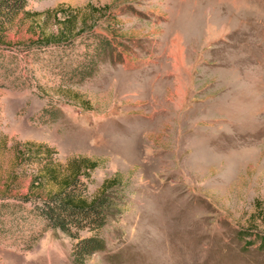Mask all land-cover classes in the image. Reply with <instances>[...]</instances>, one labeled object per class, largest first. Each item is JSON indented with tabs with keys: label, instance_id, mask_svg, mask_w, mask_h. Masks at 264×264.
Returning a JSON list of instances; mask_svg holds the SVG:
<instances>
[{
	"label": "rangeland",
	"instance_id": "obj_1",
	"mask_svg": "<svg viewBox=\"0 0 264 264\" xmlns=\"http://www.w3.org/2000/svg\"><path fill=\"white\" fill-rule=\"evenodd\" d=\"M60 6L95 33L44 44L37 15L0 41V264H74L35 208L60 189L40 145L60 176L97 163L86 199L111 209L84 264H264V0L26 2Z\"/></svg>",
	"mask_w": 264,
	"mask_h": 264
},
{
	"label": "trees",
	"instance_id": "obj_2",
	"mask_svg": "<svg viewBox=\"0 0 264 264\" xmlns=\"http://www.w3.org/2000/svg\"><path fill=\"white\" fill-rule=\"evenodd\" d=\"M26 2L27 0H0V41L4 39L6 36L4 33L15 22L19 21L21 24L27 17H36L37 15H41L39 31L35 30L38 36L37 40L44 44L59 43L58 41L71 39V37L76 36V33H84L85 31L93 33L95 30V26H92V16L84 15L82 17L81 12L74 8L64 10L60 6L61 8L50 9V12H45L43 15L40 12L30 14V11L26 9ZM87 5L88 11L93 14L95 8L89 3ZM20 14H23V17L18 19ZM59 14L62 15V18ZM50 17L57 23V27L55 32L52 31L46 34L44 32L45 26L48 24L46 22ZM35 22L34 20V24ZM98 40L102 47L109 44L104 38L100 39L99 37ZM91 67L92 64L82 63L74 68L75 74L83 76L90 72ZM36 149L39 156L46 157L44 159L46 162L43 165L46 181H56L60 185V189L50 196L49 200L41 201V205L35 208L53 228L78 239L73 250V260L74 264H84L92 254L102 251L105 247V242L99 237L98 232L105 226L108 210L111 209V204L105 196L94 197L89 201L86 199V187L81 177L85 176L88 180L90 171L97 166V163L84 156L70 159L63 168L67 170V173L60 176L57 171L58 168L49 166L50 150L43 145L38 146ZM112 181L113 178L110 182ZM105 185L107 184L104 183ZM73 229L76 232H73ZM83 230L91 232L92 235L79 239L77 233Z\"/></svg>",
	"mask_w": 264,
	"mask_h": 264
}]
</instances>
